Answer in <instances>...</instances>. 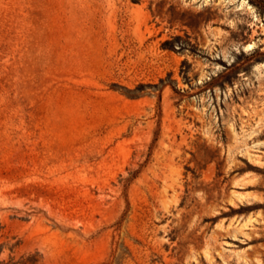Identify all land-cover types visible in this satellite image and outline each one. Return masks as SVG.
I'll use <instances>...</instances> for the list:
<instances>
[{
  "label": "rangeland",
  "instance_id": "obj_1",
  "mask_svg": "<svg viewBox=\"0 0 264 264\" xmlns=\"http://www.w3.org/2000/svg\"><path fill=\"white\" fill-rule=\"evenodd\" d=\"M247 1L0 0V264H264Z\"/></svg>",
  "mask_w": 264,
  "mask_h": 264
},
{
  "label": "bare ground",
  "instance_id": "obj_2",
  "mask_svg": "<svg viewBox=\"0 0 264 264\" xmlns=\"http://www.w3.org/2000/svg\"><path fill=\"white\" fill-rule=\"evenodd\" d=\"M227 1H232V2L236 1V3H234V4H237V9H239V8H246V9H250V10L252 9V5H250L247 0H227ZM252 46H253L252 43H248L245 45V47H248V48H251ZM262 64L264 65V61L262 62Z\"/></svg>",
  "mask_w": 264,
  "mask_h": 264
}]
</instances>
